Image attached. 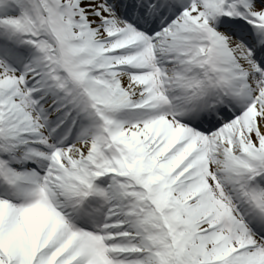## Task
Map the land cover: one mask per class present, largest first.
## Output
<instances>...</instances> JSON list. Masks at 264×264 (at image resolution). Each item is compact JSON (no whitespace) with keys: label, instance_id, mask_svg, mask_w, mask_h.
<instances>
[{"label":"snow or ice","instance_id":"6c2138e0","mask_svg":"<svg viewBox=\"0 0 264 264\" xmlns=\"http://www.w3.org/2000/svg\"><path fill=\"white\" fill-rule=\"evenodd\" d=\"M0 264H264V0H0Z\"/></svg>","mask_w":264,"mask_h":264}]
</instances>
